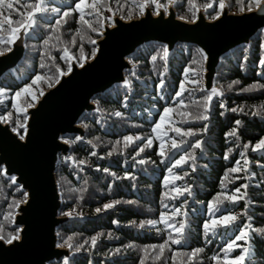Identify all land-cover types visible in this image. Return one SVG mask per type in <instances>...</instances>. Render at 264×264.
<instances>
[{
    "label": "trees",
    "instance_id": "trees-1",
    "mask_svg": "<svg viewBox=\"0 0 264 264\" xmlns=\"http://www.w3.org/2000/svg\"><path fill=\"white\" fill-rule=\"evenodd\" d=\"M79 2L48 0L49 8L60 9L59 15L69 12L67 22L56 25L59 15L51 13L42 19L27 38L23 61L0 81V119L20 133L24 109L57 81L59 72H67V56L78 62L82 57H92L93 41L102 23L110 24L111 13L125 20L137 18L142 14V3L156 12L149 0H103L97 16L88 6L91 0L77 10ZM158 2L169 4L168 0ZM207 2L213 5L207 13L212 20L220 12V0H194L195 8L188 0H178L175 11L179 18L192 21L196 10L204 9ZM223 2L230 12L239 13L248 10L250 0ZM81 11L95 31L80 22ZM12 16L16 18L15 13ZM9 35L0 31L5 39ZM8 48L0 44V51ZM164 50L158 44L138 49L130 58L133 72L126 73L128 87H115L93 99L98 113L86 114L79 122L85 131L83 141L65 138L71 146L72 163L59 158L56 179L62 199L60 216L72 219L59 227L58 244L69 248L73 256L68 262L61 259L52 264H140L141 259L145 264H172L168 258L174 254L176 264H182L187 259L183 254L196 249L203 251L192 264H225L224 249L241 231L248 235L236 241L237 247L227 253L229 259L246 255L244 264H264V151L252 150L264 138V88L260 87L264 85V65L260 63L264 59V35L258 34L249 47H240L222 58L214 84L223 95L212 100L207 112L203 102L209 94L203 89L204 58L200 51L179 44L164 58ZM152 56L157 57L155 62ZM189 66L192 71L186 78L184 70ZM38 75L41 79L33 84ZM181 82L186 91L177 100ZM25 88L26 92L21 91ZM233 108L237 111H231ZM165 109L171 111L165 113ZM117 112L121 115L116 116ZM202 112L207 120L184 115ZM257 112L260 114L253 115ZM157 124L160 126L154 132ZM175 128L195 134L180 136ZM233 129L236 135H228ZM127 136L134 142L126 144ZM173 140L179 145L176 149L171 147ZM196 141L201 142V148L194 147ZM189 154L195 159L174 166L182 155ZM234 167L239 171L231 172ZM176 188L181 191L176 192ZM228 195L238 199L233 203L226 199ZM23 199L19 188L0 173V235L5 239L16 234L11 221L17 201ZM110 203L114 207L106 209ZM161 213L175 228L184 225L182 237L175 228L160 222ZM225 215L238 219L227 228L221 224L213 230L211 222ZM150 220L157 223L148 224ZM205 223L209 224L207 230ZM245 225L251 227L245 229ZM170 237L181 239V244L171 243ZM166 241L163 261L155 259L153 246ZM246 248L249 254L244 253Z\"/></svg>",
    "mask_w": 264,
    "mask_h": 264
},
{
    "label": "water",
    "instance_id": "water-1",
    "mask_svg": "<svg viewBox=\"0 0 264 264\" xmlns=\"http://www.w3.org/2000/svg\"><path fill=\"white\" fill-rule=\"evenodd\" d=\"M175 5L155 13L145 5L139 17L129 20L111 13L110 24L102 23L93 43L92 57L78 62L68 55L67 72H59L57 81L24 109L21 133L0 119V173L27 193V202L16 206L11 221L19 238L11 244L0 240V264H52L73 256L69 248L58 246L59 227L72 219L60 216L56 179L59 158L72 163L65 138L83 141L85 131L79 122L86 114L98 113L93 99L115 87H128L126 73L133 72L130 58L138 49L158 44L169 56L179 44L196 47L204 58L203 89L210 94L222 58L264 35V11L256 8L234 13L225 4L219 18L212 20L207 17L211 8L197 9L188 21L177 16ZM32 31L19 33L11 51L0 55V81L23 61ZM216 97L220 95L212 100Z\"/></svg>",
    "mask_w": 264,
    "mask_h": 264
},
{
    "label": "snow or ice",
    "instance_id": "snow-or-ice-1",
    "mask_svg": "<svg viewBox=\"0 0 264 264\" xmlns=\"http://www.w3.org/2000/svg\"><path fill=\"white\" fill-rule=\"evenodd\" d=\"M149 2L155 6L156 9H159L162 6H166V5H161L159 4L158 0H149ZM178 0H168L169 4H175L177 3ZM238 3H243V0H237ZM88 3V0H80L79 3L76 4V9L77 10H81L82 9V5ZM189 5L192 8H195L197 5L194 3V0H188ZM103 4V0H91V3H88V6L91 7L93 9V11L95 12V14L97 16H100V8ZM205 10L212 8V3L211 2H207L204 5ZM145 7V4H140L139 8L141 10H143ZM225 7V4L223 3V0H220L219 3V9L223 10V8ZM253 8H256L260 11H264V0H250V3L248 4V10L251 11L253 10ZM109 11H112L111 8L108 9ZM243 10V9H241ZM12 13H15V17L13 18ZM55 14V15H59L60 14V9L58 7H52L49 8L48 7V0H15V2H13V0H0V17H3V19H0V31H7L10 35L7 39H5L4 37L0 36V44H7L9 46L8 50L11 51V44L14 43L15 39L19 38V33L23 32L25 35L29 34V31L36 28L42 19H46L48 17L49 14ZM158 14V13H157ZM69 16V12L65 11L62 15H59V18L55 20V24L60 26L61 25V21L64 20L65 23L66 21V17ZM215 19L219 18V14H217L215 17H213ZM80 22L84 23L85 25H87L89 28H92V30H96L92 27L91 23L85 19L83 12L81 11V15L79 17ZM45 43H47V41H45ZM94 43V41H93ZM4 53L2 51H0V55H3ZM167 57V49L164 50V58ZM157 59L156 56H152V61L155 62ZM195 63V61H194ZM261 65H264V59H261L260 61ZM82 66V65H81ZM43 67V65H42ZM192 71L191 66L186 67L184 70L185 73V77L187 78L188 73ZM41 77L38 75L33 79V84L36 83V81L40 80ZM194 83H199V81H192ZM235 84H238L239 81H235ZM31 87V86H28ZM162 87V85H161ZM181 91L177 92L176 96H177V100H179V97L183 94V91H186V89H184V83L181 82ZM260 87L264 88V85H261ZM28 90V88L22 89L21 91L26 92ZM203 90V89H202ZM244 91H248V89H243ZM210 94L204 98V102H203V107L205 112L208 111V105L210 103V101L212 100L213 96L216 95H223V93L219 92L217 90V88L215 86H213L210 90ZM43 93H41L42 95ZM0 95H3V91L0 90ZM20 92L16 93V96H19ZM181 104L183 103V101H179ZM223 106V105H221ZM171 109H165V113L170 112ZM231 111L235 112L237 111V109L233 108L231 109ZM242 111V109H241ZM261 111H264V106H261ZM260 113H253V115H259ZM116 116H120L121 113L117 112L115 114ZM185 116H190L192 119L194 120H207L209 117L207 115H205L203 112L193 115L192 113H184ZM187 122V121H186ZM241 122L240 121H236V124L239 125ZM159 124L156 125L155 128H153V131L155 132L157 128H159ZM207 128V126H205V129ZM174 131L180 135V136H185V135H194L195 133L191 132V130L188 131H184L180 128H175ZM237 130L233 129L232 132L228 133V135L233 136L236 135ZM21 139H23L24 137L21 135L20 137ZM238 138V137H237ZM136 140L140 139V137H136ZM124 141L126 144L129 143H133L134 142V138L132 136H127L124 138ZM147 143L149 145H151L152 140L149 139L147 141ZM171 147L173 149H176L179 147L178 143L173 140ZM194 147L196 148H201V142L196 141L194 143ZM245 147H248L247 145H245ZM253 151H264V138H262L258 143L255 144V146L252 149ZM139 151H143V148H140ZM95 153H93L94 155ZM137 155H139V152L137 153ZM160 155L163 156L164 152L161 151ZM241 155H243V153H241ZM227 158V157H226ZM188 159H195L194 157H191L190 154L186 157L184 155H182L180 157L179 160L175 161V165L176 167H179L183 164H186ZM140 163H143L144 161L141 160L139 161ZM240 162L237 161V164H239ZM245 163H247V161H245ZM105 171H107V169H105ZM169 171L171 172V169H169ZM231 172L235 173L237 171H239L238 168L234 167L232 169H230ZM177 179H179V177H177ZM243 187L247 188V185H244ZM176 192H180L181 190L179 188L175 189ZM185 191H187V189H185ZM236 192H239L240 189L237 188L235 190ZM226 199H228L229 201L235 203L236 200L238 199L237 196L235 195H228L226 196ZM27 202V193H24V199L21 201H17V205H19L20 203H26ZM116 204L120 203L119 201L115 202ZM106 209H110L114 207V204L110 203V204H106L104 206ZM165 207H167L165 205ZM209 207L211 208L212 205H209ZM218 210V209H217ZM97 211H100V209H97ZM70 215V214H69ZM165 214L161 213L160 215V222L164 223L166 226L168 227H173L175 228L174 225H170L168 223L167 220L164 219ZM238 218L235 215H225L220 217L219 219L213 220L211 223L213 225V230H215V228L217 226H220L221 224H223V226L225 228L229 227L231 223H234ZM148 224L151 225H155L157 223L156 220H150L147 221ZM251 226L250 225H245V229H249ZM184 228V225L181 224L180 228H175V231L178 233L179 236H183V231L182 229ZM204 228L207 230L209 228V224L205 223L204 224ZM0 232H2V229H0ZM248 235L247 231H241L240 234L238 236L235 237L234 240H232L230 243L227 244L226 248L224 249L225 252V256L223 257L225 264H244V261L246 259V255H239L236 257H233L231 259H229L227 253L230 252L231 250H233L235 247H237L236 241L243 239L245 236ZM19 238V230H17L16 235H9L6 239L3 235H0V240H5L6 243L11 244L14 240ZM171 243L179 245L181 244V239H176V238H171ZM96 243V238L92 239V244L95 245ZM168 242L166 241L164 244H160L157 246H153V251L157 252V255L155 257V259L157 260H162L163 261V257H164V251L165 248L167 247ZM60 246V245H58ZM119 251V250H117ZM147 252V250H145ZM203 249H196L193 250L190 253H184L183 255L187 257L186 260L182 261V264H192L194 258L200 253L202 252ZM244 253L245 254H249V249H244ZM148 256L150 257V253L148 254ZM175 254L173 255V257H169L168 259L172 261V264H176L175 259H174ZM148 258V257H146ZM214 260H219V257H213ZM140 264H145V259H141Z\"/></svg>",
    "mask_w": 264,
    "mask_h": 264
}]
</instances>
